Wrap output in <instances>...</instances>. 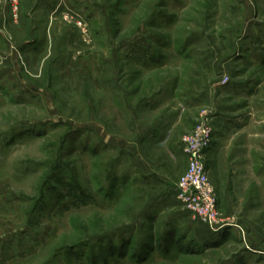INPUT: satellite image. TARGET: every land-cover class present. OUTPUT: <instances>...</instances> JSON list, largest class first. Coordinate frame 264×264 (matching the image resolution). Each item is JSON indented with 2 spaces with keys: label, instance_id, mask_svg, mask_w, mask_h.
Returning a JSON list of instances; mask_svg holds the SVG:
<instances>
[{
  "label": "rangeland",
  "instance_id": "374dc122",
  "mask_svg": "<svg viewBox=\"0 0 264 264\" xmlns=\"http://www.w3.org/2000/svg\"><path fill=\"white\" fill-rule=\"evenodd\" d=\"M18 14L0 1V264H264V0H22ZM164 115H180L182 153L210 128L222 228L147 182Z\"/></svg>",
  "mask_w": 264,
  "mask_h": 264
},
{
  "label": "built area",
  "instance_id": "2783aa9c",
  "mask_svg": "<svg viewBox=\"0 0 264 264\" xmlns=\"http://www.w3.org/2000/svg\"><path fill=\"white\" fill-rule=\"evenodd\" d=\"M6 2L9 15L16 20L22 0H0ZM210 128L201 123L190 133L180 139V148L186 155L187 168L176 184V197L184 209L191 212L211 229H219L228 224L229 219L223 217L217 207V196L204 155L210 145Z\"/></svg>",
  "mask_w": 264,
  "mask_h": 264
},
{
  "label": "crops",
  "instance_id": "0c3cea01",
  "mask_svg": "<svg viewBox=\"0 0 264 264\" xmlns=\"http://www.w3.org/2000/svg\"><path fill=\"white\" fill-rule=\"evenodd\" d=\"M180 122V115L176 117L164 115L161 118H157L153 122L154 124L152 123L146 131L147 140L149 141V138L154 137L156 139L157 146L161 148L160 150H162L165 155L163 163L159 164H156L153 160H150L149 162V159H147L146 156L147 168L145 169V175L147 176V182H159L161 184L160 186L162 191H160L158 195H166L169 192L170 195L167 197L174 198L175 201H177L175 190L176 176L171 173V168H173L172 164L174 161L176 164L175 166H178V168L183 171L184 163L180 165L179 160L181 159L184 162L185 159L183 153L178 150L179 136L182 129V127H180ZM151 128L156 129L154 133L149 132ZM140 153L142 154V157L146 155L142 149L140 150Z\"/></svg>",
  "mask_w": 264,
  "mask_h": 264
}]
</instances>
